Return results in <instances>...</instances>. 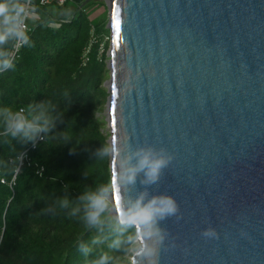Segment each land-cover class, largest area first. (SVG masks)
Returning a JSON list of instances; mask_svg holds the SVG:
<instances>
[{"label":"water","instance_id":"obj_1","mask_svg":"<svg viewBox=\"0 0 264 264\" xmlns=\"http://www.w3.org/2000/svg\"><path fill=\"white\" fill-rule=\"evenodd\" d=\"M105 1L109 215L176 204L131 264H264V0ZM141 149L168 162L129 182Z\"/></svg>","mask_w":264,"mask_h":264},{"label":"trees","instance_id":"obj_2","mask_svg":"<svg viewBox=\"0 0 264 264\" xmlns=\"http://www.w3.org/2000/svg\"><path fill=\"white\" fill-rule=\"evenodd\" d=\"M91 1L36 4L26 43L0 71V109H24L32 119L44 105L55 117L34 141L6 135L0 118V264H96L105 255L106 264H131L137 230L119 231L109 215L110 134L99 116L109 97L111 36L106 19L91 17ZM16 2L0 0V59L13 53ZM70 5L68 19L51 11ZM105 187L104 223L89 225L83 197Z\"/></svg>","mask_w":264,"mask_h":264},{"label":"clouds","instance_id":"obj_3","mask_svg":"<svg viewBox=\"0 0 264 264\" xmlns=\"http://www.w3.org/2000/svg\"><path fill=\"white\" fill-rule=\"evenodd\" d=\"M19 30V26L16 27ZM13 31L6 28L5 35L8 36ZM12 62L9 58L0 59V71L12 67ZM24 109H19L15 112L7 107L0 109V118H2L4 133L10 134L12 137H22L25 140H35L41 132H48L54 126L55 117L51 116L44 105L35 106V114L32 119H28L24 115ZM107 151V150H105ZM138 157L137 163L126 169L127 180L133 181L136 173L144 170L148 177V182L155 180L160 169L168 162L164 157H156L151 149H141L136 153ZM109 193V188H101L98 192L87 193L83 197L87 201L85 219L89 225H102L104 222L101 219L107 203L106 196ZM176 211L175 202L166 196L154 197L151 200L144 202V196L133 203L130 207L124 208L122 214L116 217L115 226L119 231H124L128 227L137 228V235L143 237L142 241H138L139 248L136 252L137 256L152 257L155 249L148 244L154 236L159 235V229L155 228L157 218H162L165 215L172 214ZM205 236L214 235L212 230L205 231ZM163 240V237L160 236ZM119 241L114 242L116 246ZM108 256H102L96 264H106ZM149 264H156L155 260H149Z\"/></svg>","mask_w":264,"mask_h":264},{"label":"built area","instance_id":"obj_4","mask_svg":"<svg viewBox=\"0 0 264 264\" xmlns=\"http://www.w3.org/2000/svg\"><path fill=\"white\" fill-rule=\"evenodd\" d=\"M69 1L70 0H17L13 9V19L15 22V29L19 26V30H15V44L13 47L11 62L18 57L21 49L26 43L27 36L31 31L33 10L36 7V4H39L40 6L56 5L58 7H63ZM39 139L42 140L43 137L40 135Z\"/></svg>","mask_w":264,"mask_h":264},{"label":"rangeland","instance_id":"obj_5","mask_svg":"<svg viewBox=\"0 0 264 264\" xmlns=\"http://www.w3.org/2000/svg\"><path fill=\"white\" fill-rule=\"evenodd\" d=\"M88 11L93 18L94 21H102V20H107V25L109 22V10L107 7V3L105 0H92L88 6ZM75 10V7L73 5H70L67 9L63 10L57 7L52 6L51 11L53 14L57 17H61L62 19H68L73 11ZM35 18H32L34 20ZM110 39V38H109ZM108 40V39H107ZM110 41V40H109ZM109 62V61H108ZM106 108L104 111L99 114L101 118H104L106 120ZM105 131H108L107 125L105 127ZM111 205V204H110ZM111 210V207H110ZM138 250V244L136 243L135 246L132 249V254ZM132 258V257H131Z\"/></svg>","mask_w":264,"mask_h":264},{"label":"crops","instance_id":"obj_6","mask_svg":"<svg viewBox=\"0 0 264 264\" xmlns=\"http://www.w3.org/2000/svg\"><path fill=\"white\" fill-rule=\"evenodd\" d=\"M16 3H17V2H16ZM15 5H16V4H15ZM15 5H14V6H15ZM33 18H35V17L33 16ZM34 21H36V18H35L34 20H32L31 23L34 22Z\"/></svg>","mask_w":264,"mask_h":264},{"label":"bare ground","instance_id":"obj_7","mask_svg":"<svg viewBox=\"0 0 264 264\" xmlns=\"http://www.w3.org/2000/svg\"><path fill=\"white\" fill-rule=\"evenodd\" d=\"M113 213H116V210H113ZM117 215H118V213H117Z\"/></svg>","mask_w":264,"mask_h":264}]
</instances>
